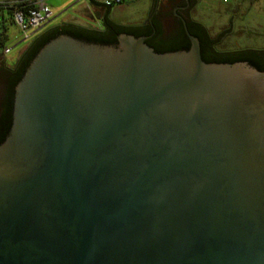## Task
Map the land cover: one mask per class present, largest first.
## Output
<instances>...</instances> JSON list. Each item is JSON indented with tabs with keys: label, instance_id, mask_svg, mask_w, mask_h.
Returning a JSON list of instances; mask_svg holds the SVG:
<instances>
[{
	"label": "water",
	"instance_id": "water-1",
	"mask_svg": "<svg viewBox=\"0 0 264 264\" xmlns=\"http://www.w3.org/2000/svg\"><path fill=\"white\" fill-rule=\"evenodd\" d=\"M59 35L0 143V264H264V71Z\"/></svg>",
	"mask_w": 264,
	"mask_h": 264
},
{
	"label": "rangeland",
	"instance_id": "rangeland-1",
	"mask_svg": "<svg viewBox=\"0 0 264 264\" xmlns=\"http://www.w3.org/2000/svg\"><path fill=\"white\" fill-rule=\"evenodd\" d=\"M249 11L233 7L232 3L221 0H202L193 11V21L202 24L212 38L217 40L216 49L220 52H234L242 49L264 50V7L261 0H243ZM152 0H124L122 5L113 6L110 18L119 25H132L142 20L151 8ZM53 18L49 28L60 23L81 27H99L100 16L89 10V3L79 0H46ZM247 7V6H245ZM90 8V7H89ZM262 8V9H260ZM15 32V28H11ZM43 30L37 35L39 36ZM36 36V37H37ZM20 43L11 53L2 58L6 65L16 62L21 52L36 38Z\"/></svg>",
	"mask_w": 264,
	"mask_h": 264
},
{
	"label": "trees",
	"instance_id": "trees-1",
	"mask_svg": "<svg viewBox=\"0 0 264 264\" xmlns=\"http://www.w3.org/2000/svg\"><path fill=\"white\" fill-rule=\"evenodd\" d=\"M88 3L91 9H94L95 7H102L105 9L106 16H102L99 27L88 28L68 23H62L58 26H54L50 28L48 33H42L37 36L25 49L23 55L16 60L15 65L12 68L13 78L8 85L7 98L6 100L4 99V101H1L5 110L2 113V121L4 122L3 126L5 127V132L7 131L11 121L15 86L22 78L32 59L46 43L59 35H67L87 43L116 45L119 35L134 34V29L124 27L111 20L110 15L112 7L117 5L111 3L107 6L104 3L98 4L94 0H88ZM123 3L124 0L118 5H122ZM89 7L88 9L90 10ZM189 34L199 41L201 58L206 63L232 64L235 62H246L258 71H264V50L242 49L234 52H220L216 49L218 44L217 40L212 38L208 30L198 22H192V30H189ZM134 37L137 38L135 35ZM182 37L184 39V43L181 45L171 43V45H168L167 47L159 46L152 49L156 53L187 50L190 47V41L184 33L182 34ZM148 45L151 46L149 43Z\"/></svg>",
	"mask_w": 264,
	"mask_h": 264
},
{
	"label": "flooded vegetation",
	"instance_id": "flooded-vegetation-1",
	"mask_svg": "<svg viewBox=\"0 0 264 264\" xmlns=\"http://www.w3.org/2000/svg\"><path fill=\"white\" fill-rule=\"evenodd\" d=\"M151 8L146 12L144 18L132 25H123L124 27L134 29L132 36L145 39V43L151 45L149 47H167L171 43L181 45L184 43L182 34L187 37L186 30H192L193 11L200 5L202 0H152ZM90 10L94 11L96 16L105 15V9L102 7H95ZM98 10V11H97ZM50 28H44L42 33H48ZM41 33V34H42ZM120 36V35H119ZM118 36V37H119ZM188 38V37H187ZM118 41V38H117ZM29 46V45H28ZM27 46V47H28ZM26 47V48H27ZM25 48V49H26ZM25 49L21 52L19 57L23 55ZM18 57V58H19ZM12 65H6L4 60L0 58V143L7 136L11 123L5 132L4 122L2 121V113L5 111L1 101L6 100L8 93V85L12 77Z\"/></svg>",
	"mask_w": 264,
	"mask_h": 264
},
{
	"label": "built area",
	"instance_id": "built-area-1",
	"mask_svg": "<svg viewBox=\"0 0 264 264\" xmlns=\"http://www.w3.org/2000/svg\"><path fill=\"white\" fill-rule=\"evenodd\" d=\"M86 1L88 0H79ZM98 4L118 5L123 0H94ZM227 3L228 0H221ZM53 13L46 0H13L0 2V56H8L20 43L36 37L52 21ZM11 28L16 31L12 32Z\"/></svg>",
	"mask_w": 264,
	"mask_h": 264
},
{
	"label": "crops",
	"instance_id": "crops-1",
	"mask_svg": "<svg viewBox=\"0 0 264 264\" xmlns=\"http://www.w3.org/2000/svg\"><path fill=\"white\" fill-rule=\"evenodd\" d=\"M2 1H13V0H0V2H2ZM230 2L232 3V5H234L233 7H235V8L238 7V8L247 9V10L249 9L250 10L251 8L255 7V6L251 7L248 4H245L247 2L243 1V0H228L227 4H229ZM258 5H260V7H261V5H263V7H264V0L259 1ZM245 6H247V7H245ZM260 9H262V8H260ZM60 24H62V23H60ZM60 24H58V25H60ZM48 27L49 26L47 25L46 28H48Z\"/></svg>",
	"mask_w": 264,
	"mask_h": 264
}]
</instances>
